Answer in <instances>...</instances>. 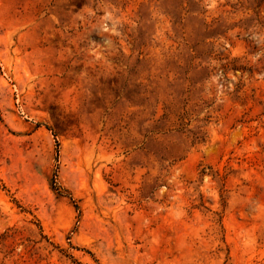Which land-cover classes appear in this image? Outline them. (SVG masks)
Wrapping results in <instances>:
<instances>
[{"label": "rangeland", "instance_id": "374dc122", "mask_svg": "<svg viewBox=\"0 0 264 264\" xmlns=\"http://www.w3.org/2000/svg\"><path fill=\"white\" fill-rule=\"evenodd\" d=\"M0 264H264V0H0Z\"/></svg>", "mask_w": 264, "mask_h": 264}]
</instances>
